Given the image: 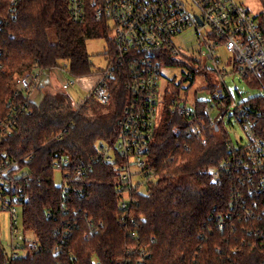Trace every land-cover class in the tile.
Wrapping results in <instances>:
<instances>
[{"label":"trees","instance_id":"trees-1","mask_svg":"<svg viewBox=\"0 0 264 264\" xmlns=\"http://www.w3.org/2000/svg\"><path fill=\"white\" fill-rule=\"evenodd\" d=\"M13 1L0 0V120L12 106L23 105L28 112L20 115L17 130L0 148L26 158L22 165L28 179L20 181L23 190L16 202L26 230L35 233L43 249L6 263L0 241V264H94L96 259L104 264H137L136 248L142 247L152 255L141 264H264V249L256 244L254 234L217 227L215 218L227 212L229 185L225 177L213 184L207 168L220 165L226 157L225 128L208 130L206 144L187 135L190 125L178 113L175 99L159 102L162 118L148 159L158 178L134 210L137 218H145L139 226L140 240L126 235L117 224V162L100 157V143L113 145L117 138V120L129 95L125 72L110 82V104L89 96L109 108L105 119L77 112L61 88L49 91L40 103L31 99V90L15 94L16 80L34 68L52 70L63 61L74 78L91 75L87 41L107 37L109 24L96 19L90 5L86 19L75 23L67 0ZM259 24L264 32V10ZM51 29L56 43L49 40ZM89 104L88 99L79 107L84 110ZM202 107L199 104L197 110L200 120H204ZM67 155L63 171L70 173V179L64 196L53 166ZM77 168H86V174L76 177ZM86 218L102 223L97 233L84 235ZM63 220L70 221L72 235L61 241L62 250L55 253L56 232L68 227ZM257 223L264 227V221Z\"/></svg>","mask_w":264,"mask_h":264},{"label":"built area","instance_id":"built-area-1","mask_svg":"<svg viewBox=\"0 0 264 264\" xmlns=\"http://www.w3.org/2000/svg\"><path fill=\"white\" fill-rule=\"evenodd\" d=\"M67 3L72 22H83L90 5L96 19L107 21L110 27L113 50L108 66L99 72L91 96L104 105L110 104L113 98L110 82L119 79L123 72L127 77L124 86L129 95L117 120L116 141L113 145L100 143V157L117 162L118 225L126 235L139 239V226L145 218H137L134 210L140 205L139 197L158 178L148 159L159 126L161 68L185 51L197 65H204L205 72L219 76V82H211L205 96L197 98L192 106H177L178 113L190 125L186 134L194 135L202 143L208 142V130L222 125L227 132L226 157L220 165L207 168L213 184H219L225 177L229 185L227 212L215 218L217 227L252 233L256 244L264 249V227L257 223L264 221V32L259 19L237 0H67ZM219 48L229 54L224 66L217 53ZM195 51L199 57L192 55ZM229 61L233 64V74L258 89L259 94L239 100L234 96L223 82ZM200 72L195 69L190 78L194 79ZM43 73V69L34 68L21 76L15 94L32 92ZM69 85V82L64 84L62 90ZM199 104L203 106L204 120L197 117ZM27 110L23 105L12 106L0 120V145L15 133L20 115ZM234 121L244 131L245 144L233 142L230 130ZM24 159L0 148V210L10 212L12 228V254L7 256L6 263L43 249L35 233L26 230L24 224L21 231L18 223L20 204L16 201L20 198L18 192L23 190L19 183L28 179L22 165ZM68 162L67 155L53 166L60 172L63 183L59 186L64 196L70 173L63 168ZM86 172V168H77L76 177ZM66 223L67 228L56 232L59 242L55 253L62 250L61 241L72 235L70 221H62ZM86 224L85 236L97 233L102 225L92 219ZM136 251L137 264L152 255L146 247ZM94 264L104 263L96 259Z\"/></svg>","mask_w":264,"mask_h":264},{"label":"rangeland","instance_id":"rangeland-1","mask_svg":"<svg viewBox=\"0 0 264 264\" xmlns=\"http://www.w3.org/2000/svg\"><path fill=\"white\" fill-rule=\"evenodd\" d=\"M239 3H242L246 8L250 10L252 15L257 19L260 18L262 11L264 10V0H237ZM49 40L52 43L57 42L56 32L54 29L49 30ZM112 49V40L110 34L107 37H100L96 39H90L87 41V51L90 54V59L93 64L92 74L88 76H83L79 78H74L70 75L68 67H66V62H60V66L52 70H46L40 77L39 84L32 88V93L36 90L34 96V101L40 103L43 98L50 93H55L60 91L64 84L68 82L70 85L63 89L62 93H67L73 101L74 108L77 112L82 110L88 114H95L96 117L105 119L109 116V108L98 105L91 96L92 84L99 78V71L105 69L109 64V59L111 56ZM218 55L222 59L223 63L221 66H224V61L228 58L229 54L223 49H218ZM191 54V53H190ZM199 57L198 51H195L194 54ZM189 54L187 52H182L181 54L174 57L171 60L169 65H163L161 68V80H160V102L168 100V103L172 99L177 100L180 105L192 106L193 102L198 98H203L206 94V88L211 82H219L218 75L215 73H207L203 70L204 65L199 63L198 65L193 59L188 58ZM233 64L229 61L227 66V74L223 76L225 84L229 90L234 94V96L239 100L241 98H249L253 95L259 94V90L251 87L246 80L238 78L234 75ZM200 69L201 72L195 76L194 79L190 78V75L193 74V71ZM229 73V74H228ZM84 80V81H82ZM18 79L16 80V82ZM222 81V80H221ZM17 86V83H16ZM61 88V89H58ZM91 102L86 108L81 109L79 105H83L86 101ZM94 105V107H93ZM76 115V114H75ZM162 118V109H160L159 122ZM234 127L230 130V135L233 139V142L237 145L245 144L246 137L244 131L241 129L240 125L234 121ZM160 125V124H159ZM183 164V163H182ZM55 182L57 185L63 183L60 172L55 171ZM19 213V227L20 230H23V219L22 211L18 208ZM119 217V216H118ZM90 218H86L85 221ZM85 223V224H86ZM118 224V221H117ZM87 225V224H86ZM11 214L9 211L0 210V241L3 247V250L7 256L12 254L11 247ZM136 239V238H135ZM136 240H140L136 239ZM138 255V254H137Z\"/></svg>","mask_w":264,"mask_h":264},{"label":"crops","instance_id":"crops-1","mask_svg":"<svg viewBox=\"0 0 264 264\" xmlns=\"http://www.w3.org/2000/svg\"><path fill=\"white\" fill-rule=\"evenodd\" d=\"M98 80V76H97V79H96V81ZM82 81H84V80H82ZM96 81L94 82V83H90V84H92V87L94 86V84L96 83ZM84 83H85V81H84ZM91 90H92V88H91ZM90 90V91H91ZM35 94H36V90L34 91V93L31 95V99L34 101V96H35Z\"/></svg>","mask_w":264,"mask_h":264}]
</instances>
